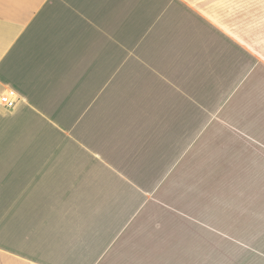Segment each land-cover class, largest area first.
Listing matches in <instances>:
<instances>
[{"label": "crops", "instance_id": "obj_1", "mask_svg": "<svg viewBox=\"0 0 264 264\" xmlns=\"http://www.w3.org/2000/svg\"><path fill=\"white\" fill-rule=\"evenodd\" d=\"M208 133L264 191V0H0V264H191Z\"/></svg>", "mask_w": 264, "mask_h": 264}, {"label": "rangeland", "instance_id": "obj_2", "mask_svg": "<svg viewBox=\"0 0 264 264\" xmlns=\"http://www.w3.org/2000/svg\"><path fill=\"white\" fill-rule=\"evenodd\" d=\"M204 138L161 187L169 197L153 214L191 221V264H264V191L236 180L241 172L221 164L225 150L216 151L215 135Z\"/></svg>", "mask_w": 264, "mask_h": 264}, {"label": "built area", "instance_id": "obj_3", "mask_svg": "<svg viewBox=\"0 0 264 264\" xmlns=\"http://www.w3.org/2000/svg\"><path fill=\"white\" fill-rule=\"evenodd\" d=\"M16 104V99L11 98L9 95L4 94L1 97V105L6 108H12Z\"/></svg>", "mask_w": 264, "mask_h": 264}]
</instances>
